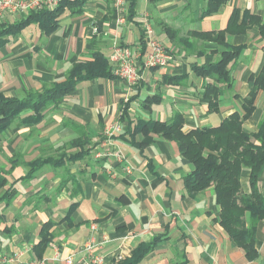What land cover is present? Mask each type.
<instances>
[{"label":"crops","instance_id":"1","mask_svg":"<svg viewBox=\"0 0 264 264\" xmlns=\"http://www.w3.org/2000/svg\"><path fill=\"white\" fill-rule=\"evenodd\" d=\"M113 5L114 0H85L78 14L65 10L50 35L31 24L8 38L0 47V93L22 98L27 92L62 82L73 63L88 59L93 52L108 58L115 40L137 50L143 60L150 48L145 45L142 50L141 24L148 19L154 39L173 59L164 67L142 68L141 80L130 95L127 119L133 123L138 119L169 121L179 114L184 121L182 131L189 132L217 127L235 112L243 114L249 77L264 64V44L257 30L226 36L227 43L244 49L233 72V92L219 98L214 113H208L207 105L200 102L203 80L193 73L192 65L213 62L217 54L211 53L222 49L186 36L190 31L224 30L234 9L249 10L264 20V0H229L218 13L203 18L205 0H137L133 20L124 24H117ZM28 13L1 10L0 23H16ZM127 15L128 7L126 19ZM183 17L184 25L178 23ZM163 26L178 31V37L189 43L176 47ZM125 92L117 78L83 81L58 106L45 109L39 122H21L30 114L26 111L0 132V173L6 180L0 190V254H17L19 264L36 260L32 247L40 239L42 224L51 221L52 240L40 260L43 264H68L69 257L70 264H81L90 257L85 251L90 243L95 244L91 254L100 256L101 264H118L155 237L159 241L136 264H264V219L256 224L257 257L250 261L219 225L212 189L186 196L183 178L193 167L181 162L176 143L153 134H136L135 140L146 145L140 153L124 122L112 142L126 161L118 164L112 157H95L96 152L106 150L101 148L104 129L117 119ZM255 106L243 123L247 131H255L263 116V92H258ZM76 139L85 141L87 155L61 167L44 165L27 175L29 164L38 159L76 154L79 148L68 145ZM126 165L132 167L130 174L123 172ZM259 184L264 186V173ZM9 186L14 195L6 205L2 196ZM241 188L248 193L247 171L242 172Z\"/></svg>","mask_w":264,"mask_h":264},{"label":"trees","instance_id":"2","mask_svg":"<svg viewBox=\"0 0 264 264\" xmlns=\"http://www.w3.org/2000/svg\"><path fill=\"white\" fill-rule=\"evenodd\" d=\"M229 0H205L200 17H207L219 12L220 8ZM259 1V0H256ZM85 0H58L55 8L41 9L29 12L26 17L16 23L7 25L0 23V47L8 38L18 35L24 28L34 24L45 35L54 33L58 26V18L69 10L72 15L78 14ZM137 0H127V21H132L135 16ZM256 29L260 40L264 44V20L249 10L234 9L228 19L224 30L217 32H187L188 38L201 42H210L222 50L213 62L202 65L193 64L192 71L202 78V93L200 102L208 107V113L218 111L219 98L225 93L233 92V72L244 46H233L226 42L227 35H245L248 30ZM164 33L176 47L185 46L187 38H179V32L163 26ZM140 43L142 50L146 45L141 34ZM264 50V46H263ZM194 46L191 44V51ZM94 79L115 80L112 65L108 58L99 52H93L88 59L76 61L66 73L62 82L54 83L42 93L31 91L22 98H6L0 93V132L6 128L23 112H30L24 117L23 123H37L42 119L43 111L50 106H58L71 94L78 83ZM251 87L248 94L242 99V112H235L225 118L217 127L196 128L183 132V118L174 115L169 121L136 120L135 123L127 119V109L132 97L118 107L119 122L127 123L128 134L132 145L142 153L145 143L135 140L136 134L148 136L156 135L159 138L176 143L183 164H191L192 171L183 178V189L188 197L197 196L199 193L211 188L216 205L219 208L218 223L227 233L228 237L237 246L241 247L248 260L256 259L255 233L256 224L264 219V186L259 184V179L264 173V111L255 131H247L243 123L254 112L258 92L264 93V64L258 74L249 77ZM45 88V87H44ZM127 120V121H126ZM115 138V137H114ZM69 147L79 148L73 155L61 154L58 159H38L31 164L27 175H31L44 165L54 168L61 167L65 162H75L89 153L85 150L86 143L82 139L71 141ZM248 172V193H243L241 188V175ZM25 178V177H24ZM6 180L0 173V190H4ZM14 195L12 186L6 188L2 199L9 205ZM73 206L69 209L66 219H69ZM248 216V220L246 219ZM54 223L48 221L42 224L39 232V241L32 247V252L37 261L43 255L52 240L51 228ZM160 237H155L152 242L138 246L130 258L118 264H136L144 255L149 253Z\"/></svg>","mask_w":264,"mask_h":264},{"label":"built area","instance_id":"3","mask_svg":"<svg viewBox=\"0 0 264 264\" xmlns=\"http://www.w3.org/2000/svg\"><path fill=\"white\" fill-rule=\"evenodd\" d=\"M58 0H0L1 10H7L11 14L38 11L41 9H53L56 7ZM114 10L116 14L117 24H124L127 13V0H114ZM143 31V41L150 48V51L145 55L143 60L140 59V54L137 50L130 47L122 46L117 41H113L108 60L112 65L113 75L122 81L125 85V99L126 103L134 88L141 80L142 68L148 67H164L168 65L173 57L171 52L164 47L162 43L154 39V30L148 19H144L141 24ZM117 119L104 129V141L101 144V150L95 153L97 159L112 157L118 164L125 162L123 153L114 145L113 138L121 131L122 124ZM109 148V150H107ZM132 167L126 165L123 167L125 174H130ZM95 244H87L85 251L90 254L88 260H84L81 264H101L102 258L98 255L91 254ZM71 258L66 259V263H71ZM0 264H19L17 254L10 257H5L0 254ZM29 264H43L42 261L34 260Z\"/></svg>","mask_w":264,"mask_h":264},{"label":"rangeland","instance_id":"4","mask_svg":"<svg viewBox=\"0 0 264 264\" xmlns=\"http://www.w3.org/2000/svg\"><path fill=\"white\" fill-rule=\"evenodd\" d=\"M174 22H175V20H174ZM178 23H181V24H183L184 25V17H183V19L182 20H179V22ZM152 25V24H151ZM170 26H175L174 25V23H170ZM153 28V27H152ZM47 88L45 87V88H43L41 91L40 90H37V91H40L41 93L43 92V91H45ZM51 107V106H50ZM48 108V107H47ZM46 108V109H47Z\"/></svg>","mask_w":264,"mask_h":264}]
</instances>
